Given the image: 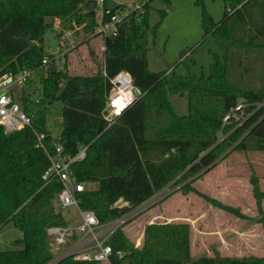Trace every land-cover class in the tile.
I'll return each instance as SVG.
<instances>
[{"label":"trees","instance_id":"16d2710c","mask_svg":"<svg viewBox=\"0 0 264 264\" xmlns=\"http://www.w3.org/2000/svg\"><path fill=\"white\" fill-rule=\"evenodd\" d=\"M243 1L231 0V13L226 9L218 23L205 19V36L215 39L222 54L221 58L214 55L207 77L148 70L149 5L140 23L132 16L128 24L119 28L114 40H102V73L68 76L55 69L50 55L52 63L43 82L40 103L61 105L59 136L53 138L49 133L43 111L32 114L27 93H23L21 105L33 117V129L5 134L0 126V229L12 223L22 234L19 241L12 243L13 249L0 248V264H49L52 257L47 229L70 225L57 204L61 185L57 181L45 185L42 180L49 160L37 147L35 133L45 136L44 146L50 153L54 152V144L61 145L63 154L68 156H73L79 146L88 147L86 158L73 165V172L79 183L96 184L97 188L85 189L77 199L80 209L93 211L100 223L137 208L179 175L185 178L210 171L221 154L220 146L212 147L222 118L236 109L239 100L253 108L264 104V0H249L237 9ZM93 2L0 0V77L40 69L46 56L43 43L54 18L67 28H72L69 21L79 24L80 18H86L85 30H95V15L90 10ZM236 69L240 79L246 77V87L231 82ZM120 72L131 76L141 97L106 129L101 114L104 96L111 88L109 80ZM256 79L257 87L253 84ZM184 93L189 114L179 117L170 110L167 95ZM152 110L159 120L165 121V128L156 137L148 136ZM243 131L248 133L234 151H246L249 140L254 151L264 152V105L246 122ZM253 185L258 212L263 214L259 221L264 227V192L259 191L256 179ZM120 200L127 206H115ZM158 231L170 251H156V246L147 243L141 251H131L120 260L115 253L122 252L127 241L118 230L108 242L113 250L112 264H264V257L229 258L218 253L193 260L189 226H166ZM56 264L95 263L65 258Z\"/></svg>","mask_w":264,"mask_h":264},{"label":"rangeland","instance_id":"374dc122","mask_svg":"<svg viewBox=\"0 0 264 264\" xmlns=\"http://www.w3.org/2000/svg\"><path fill=\"white\" fill-rule=\"evenodd\" d=\"M230 4L231 0H168L167 2L153 0L150 2L148 9L150 31L146 55L148 70L153 73L166 72V74L173 71L175 75L181 77L201 78L209 76L214 55L221 58L222 54L215 39L212 36H205V19L210 18L213 23H218ZM161 12L164 13L162 17L160 16ZM67 24L68 26L71 25L72 28L75 27L79 45L75 50L65 54L64 59H60L59 54L52 55L55 69L72 77H91L102 73L105 59L102 39L95 34V30H85L86 18H80L79 24L76 21H69ZM43 49L44 54L48 55L46 41L43 43ZM239 73L238 69L233 72L231 82L246 87V77L240 79ZM46 77L47 69H40L33 75L30 83L23 87L22 91L18 88L14 89V94L19 102H21L23 93L28 94L32 114L43 111L49 133L53 138H57L62 129L61 105L58 103L51 105L40 103L43 82ZM258 77L257 74L256 78ZM253 84L257 87L259 79H256ZM167 100L170 110L175 115L185 117L189 114L187 93L182 96L168 94ZM263 105L260 104L255 108L247 107L245 102L239 100L236 109L229 111L222 118L217 133V141L212 147V149L219 146L221 148V154L214 166L209 172L201 171L185 178L183 175H179L165 188L155 193L150 200L151 205L137 214L130 223L121 229V233L127 241V245L122 251L124 256L130 255L131 251H141L147 243L156 246V251H170L168 243L163 238L162 233L159 235L158 229L180 224L189 226L180 218L188 216L191 210L200 211L199 207L195 208L196 204L194 203L197 201L211 202L215 205L218 204L217 200L225 199L221 191H218L217 186L214 189V184L217 185L222 180L229 184L231 194L240 198L241 203L244 204H242V210H246L247 208L245 209L243 206L249 205V203H253L252 208L256 209L253 179L257 180L260 192H262L261 186L264 187V179L258 181L254 164L259 159L264 160V153L254 151L253 143L249 140L246 143V151H234V147L248 133V131H243L246 122L252 119ZM154 114V110H152L148 120V136L150 137H156L161 133V129L165 128V121L159 120ZM232 167L233 169L229 172V180H227L225 171ZM85 188L95 190L97 185L87 184ZM187 188L191 190H187ZM207 190L215 191V193L211 194ZM117 205H121V203L118 202ZM218 208L229 211L237 218L256 220L263 215L259 212L256 214L253 212L249 217L242 215L237 207L220 206ZM175 211L179 213L177 214ZM62 216L64 220L70 222L78 219L74 209L62 212ZM21 238V232L12 223H8L0 229V248L3 250L13 249L12 243ZM49 252L53 260L63 252V249L59 250L49 240ZM190 257L194 260L191 253Z\"/></svg>","mask_w":264,"mask_h":264},{"label":"built area","instance_id":"2783aa9c","mask_svg":"<svg viewBox=\"0 0 264 264\" xmlns=\"http://www.w3.org/2000/svg\"><path fill=\"white\" fill-rule=\"evenodd\" d=\"M247 1L249 0L237 5V9ZM150 2V0H94L93 12L97 24L95 34L102 40L116 38L119 28L128 24L132 16L136 23H140L145 18L146 6L150 5ZM227 11L231 13L232 10L227 8ZM51 28L49 32L57 41L55 54H59L60 59H64L65 54L75 50L79 45L75 27L67 28L59 18H54ZM48 53L40 66V69L45 68L47 71L52 63L50 55H54L49 52V46ZM37 71L4 74L0 77V126L5 134L33 129V117L25 112L21 102L16 99L14 89L18 88L21 91ZM109 84L111 88L105 93V103L101 113L106 122V129L112 127L141 97V94L139 97L134 96V91L137 89L133 85L131 76L126 72L118 73L109 80ZM35 136L37 147L44 151L49 160V167L42 176L43 182L48 185L52 181H57L61 185V191L57 195L59 208L62 211L74 209L78 215L77 221H71L67 227L54 226L47 229L49 240L59 250L63 249V252L49 264H56L65 258L83 263L112 264L113 250L108 243L109 240L137 214L146 210L151 205V199L114 220L100 223L93 211L80 209L77 199V195L83 193L86 188L85 184L79 183L75 178L73 165L86 158L88 147L79 146L73 156H68L63 154L61 145L54 144V152L50 153L44 146L45 136L37 133ZM117 204L115 206L119 208L127 206L124 202L121 205ZM115 255L120 260L124 257L122 252H116Z\"/></svg>","mask_w":264,"mask_h":264},{"label":"crops","instance_id":"0c3cea01","mask_svg":"<svg viewBox=\"0 0 264 264\" xmlns=\"http://www.w3.org/2000/svg\"><path fill=\"white\" fill-rule=\"evenodd\" d=\"M254 165L258 181L263 180L264 160L259 159ZM232 169L233 167L225 171L228 177L227 180H229V172ZM225 182L222 180L217 185L214 184V189L217 186L218 191H221L225 199L217 200L218 204L215 205L211 202L197 201L194 203L196 204L195 208L199 207L200 211L197 209L191 210L188 216L180 218L185 224L189 225V251L191 256L194 260L201 257H213L215 253H218L221 257L229 258H263L264 227L259 221L260 218L256 220L237 218L229 211L218 208L220 206L226 208L237 207L242 215L250 217L253 212L255 214L258 212L256 202L255 210L252 208L253 203L243 206L247 209L242 210L243 203H241L240 198L235 194H231L230 186L227 181ZM261 191L264 192L263 186H261ZM208 192L215 193V191ZM119 202L122 204L121 200ZM261 209L264 212V199L261 201ZM175 213L178 214L179 212L175 211Z\"/></svg>","mask_w":264,"mask_h":264},{"label":"water","instance_id":"95a60500","mask_svg":"<svg viewBox=\"0 0 264 264\" xmlns=\"http://www.w3.org/2000/svg\"><path fill=\"white\" fill-rule=\"evenodd\" d=\"M94 8V4L92 3L90 5V10L93 11ZM45 40L48 42V46H49V52L51 54H55L57 52V41L52 37L51 33L48 32L45 36ZM111 40H114L113 38H111ZM134 96L135 97H139L140 96V92L138 90L134 91Z\"/></svg>","mask_w":264,"mask_h":264}]
</instances>
